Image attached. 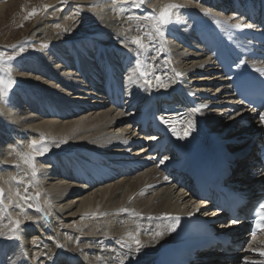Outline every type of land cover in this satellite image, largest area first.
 Instances as JSON below:
<instances>
[{
  "label": "bare ground",
  "instance_id": "6f19581e",
  "mask_svg": "<svg viewBox=\"0 0 264 264\" xmlns=\"http://www.w3.org/2000/svg\"><path fill=\"white\" fill-rule=\"evenodd\" d=\"M251 1L255 0H150L147 11L153 8L159 11L169 3L185 5L177 18L188 21V25L177 24L166 33L163 52L149 51L141 57L150 68L155 64V75L161 77L165 85L157 87V81L153 80V86L146 88L136 75L132 82L127 79L128 73L124 71L128 67L127 59L123 66L120 63V58L128 54V49L122 51L121 41L125 37L143 35L136 28L137 22L127 19L143 11L131 9V0H68L67 4L61 0H0V20L4 13L15 12L18 4L34 5L28 11L41 9L37 19L20 33L22 37L28 35L29 43L24 47L31 52L38 49L39 53L36 51V57L24 62L22 71L16 72L21 89L7 104L0 100V187L4 188L6 196L18 199L14 197L15 191L18 189L23 194L30 184L28 194L34 197L40 193L39 204L49 214L45 221L39 213L29 209L27 215L35 221L32 223L5 200L7 211L0 210V232L11 235L9 228L15 219L22 221V232L19 240L0 236V264H120L129 249L121 247L118 241L132 245V259L125 264H153L160 246L173 240L169 230L172 222L166 219L159 223V217L185 213L196 202L188 178L175 172L181 170L180 161L169 153L175 149L161 155L152 154L153 149L159 152L164 147L158 142L166 129L158 120L165 116L161 104L167 99L170 104V97L181 86L197 92V98L206 97L208 92L228 90L202 40L207 37L209 27L216 26L203 16L201 7L210 8L222 21H230L234 16L246 18ZM46 5L51 6L47 11L44 10ZM77 6L81 16H74ZM248 21L253 22V18L249 17ZM12 30L3 31L5 37L1 44L15 42ZM145 43H148L147 38ZM12 48L18 50L17 45ZM129 48L135 46L129 44ZM4 52H8L7 49ZM83 54L91 60L86 61L81 57ZM110 65L115 67L114 73ZM172 69L182 75L176 76ZM88 72L94 75L88 78ZM59 82L60 85L55 84ZM70 91L75 95L71 96ZM226 96L228 94L224 93L220 97ZM94 98L98 99V104H106V108L87 109L84 103L91 104ZM46 100L50 104L45 105ZM25 104L29 110L37 105L39 108L27 112ZM75 113L84 116L73 121L68 120L74 117L63 120L66 122L56 120ZM41 114L47 118H38ZM196 115L209 116L210 120L203 126L208 131L221 121L220 116L207 112ZM184 116L196 125L197 118L191 113ZM172 117L174 115L168 116ZM146 123H150L152 135L158 141H148L145 148L132 151V146L142 137H149L142 130ZM183 125L184 122L177 125L178 132ZM195 132L194 127L189 136ZM41 135L46 138L50 151L37 157V176L33 178L30 166L23 161V153L31 152L29 142L39 141ZM189 136L186 139L175 136V141H188ZM188 143L202 153H209L208 147L200 142ZM165 157L169 170L175 174V183L152 188L150 183L159 177L152 167H158ZM123 159L130 160L133 167L139 162L151 163L148 164L151 166L128 178L118 166ZM43 161L49 164H41ZM91 164L98 166L92 168ZM104 164L110 165V169ZM119 174L123 177L116 181ZM49 176L54 177L49 179ZM11 177L22 179L24 183L17 185ZM75 188L84 194L69 201L68 196ZM30 202L36 203L35 200ZM122 208L129 212L121 213ZM133 211L140 215H132ZM158 227L163 235L154 240L152 233ZM129 233L144 245L139 253ZM261 247H264V232L248 246L247 260L264 261V256L252 251Z\"/></svg>",
  "mask_w": 264,
  "mask_h": 264
},
{
  "label": "snow or ice",
  "instance_id": "6c2138e0",
  "mask_svg": "<svg viewBox=\"0 0 264 264\" xmlns=\"http://www.w3.org/2000/svg\"><path fill=\"white\" fill-rule=\"evenodd\" d=\"M150 0H131L130 8L133 10L136 9H143L140 14H132L127 17L128 21H136V28L138 31L142 32L143 35L133 36L130 39L125 37L122 44V51L123 49H128V54L120 58V63L123 64L124 60H128V67L124 69L127 75V79L132 82L133 76L136 75L139 77L140 80L143 81V84L146 88H151L153 86V80L157 81V87H164L165 85L162 83V78L155 75V64L148 66V62L146 60H142L141 57L149 52H163L165 46V36L167 32H171L172 28L177 24H184L185 26L188 25V21L180 20L177 18V14L180 12L182 8H185V5L182 4H175L169 3L164 5L162 8L157 11L156 8H153L151 11H147L148 3ZM61 3L67 4L68 0H61ZM96 5H93L95 7ZM51 7L50 5L45 6V11ZM123 11V9L121 10ZM38 12L37 9H33L32 12L25 17V19H29L32 16L36 15ZM201 12L204 17H208L211 21L214 22L215 26L218 29H227V30H235V31H244V30H252L257 27L254 22H247L246 18L242 15L234 16L232 19L236 20V23H229L228 20H220L216 16H214L212 10L210 8L201 7ZM74 16H81L80 8L77 6V10L74 13ZM58 26V25H57ZM122 35V33H121ZM229 39L232 38V32L229 31L228 33ZM147 38L148 43H145V39ZM129 44L134 45V49L129 48ZM156 45L155 48L152 46ZM15 48V46H13ZM24 48L20 47L19 53H23ZM7 55L4 51H0V70L8 74V79L5 80L0 78V100L4 103L9 102V93L13 91V84L14 81L11 79L10 71H11V63L16 60L17 55ZM156 59V57H153ZM170 63V61H167ZM264 62V61H262ZM247 65V61L245 59H238L235 61V67L241 68ZM7 66V67H5ZM112 67L113 73L115 72V67ZM176 76H181L182 73L176 72L175 69H172ZM252 71L258 73L260 76H264V68L261 67H253ZM39 79V77H37ZM58 87V86H57ZM208 105L202 104L199 106L192 107L190 112L192 114L200 113L204 108H207ZM239 115V113H237ZM159 122L172 133V135L177 136L178 139H186L191 132L193 131L195 125L192 119H188L184 122L181 130L178 132L177 124L179 121H175L170 119L166 116L158 117ZM259 122L261 126H264V111L259 113ZM150 139L155 140V136H151ZM66 142V141H64ZM58 146V145H57ZM28 148L31 149V152L23 153V161L25 164H28L31 168V175L33 178L37 176V169H36V162L37 157L44 156L45 153L49 152V146L46 138L41 135L39 141L31 140L28 144ZM167 157L160 160V164H164ZM43 163V162H41ZM11 167L16 168L19 165H12ZM168 178L165 177V180ZM11 180L15 181L17 185L23 184L24 181L22 179H18L17 177H11ZM31 185H27L24 189V193L21 194L20 191L17 189L14 193V197L18 199H14L13 196H6L4 188L0 187V210L7 211V205L5 204V200H8L9 204H12L15 208L19 209L21 213H23L28 221H31V217L27 215L28 210H32L35 213H39L43 220L47 221L49 214L45 212L42 206L39 204L40 193H36L35 196H30L28 194V188ZM35 200L36 203L33 204L30 201ZM260 212L257 214V220L255 223V230L252 232V238L255 240L257 236V232H264V203L259 205ZM121 213H127L129 210L127 208L120 209ZM132 215L139 216V213L132 212ZM159 219H168L172 223L169 225L170 231L176 230V225L179 222V217L169 216L165 214ZM35 223V221H31ZM232 224L238 223L237 220H232ZM11 235L5 236L3 232H0V236L4 237L5 239L10 240H19L21 238L22 232V221L20 219H15L12 221V225L9 228ZM163 232L159 230V227L155 232L152 233V238L155 240L158 237H161ZM130 238L133 240V243L136 245V252L139 253L141 249L144 247L142 242L139 238L133 237L129 233ZM49 239H52L49 237ZM121 244V247L128 248L129 252L125 253L120 261V264H125V262H130L132 257L131 253V244H127L124 241H118ZM57 247H62V245L57 244ZM103 251V249H101ZM254 253L259 256H264V247L252 249ZM98 260L101 259L100 256L96 257ZM36 259H39L37 257ZM243 264H264V261H248L245 259Z\"/></svg>",
  "mask_w": 264,
  "mask_h": 264
},
{
  "label": "rangeland",
  "instance_id": "374dc122",
  "mask_svg": "<svg viewBox=\"0 0 264 264\" xmlns=\"http://www.w3.org/2000/svg\"><path fill=\"white\" fill-rule=\"evenodd\" d=\"M29 5L30 4H28V3L27 4H23V5L22 4H18L17 8L15 9V12H12L11 14L4 13L3 14V19L0 20V42H1V39H3L5 37V35L3 34V31L8 32V30H11V29H13L12 31H15L14 32L15 33V38L13 39L15 42L9 43V44H4V45L0 43V51H6V49H7L8 52H5L7 55H16L17 53H19L20 46L24 48V52L23 53H19V55H17L16 60H14L11 63L10 76H11V79L14 81V84H13V91H11L9 93V99H11L13 97L12 95H14L19 88L21 89L20 85H18L19 84L18 83V80H19V77L20 76H18V75L16 76V72L17 73L21 72L22 71L21 65L24 62H27L28 60H30V61L33 60L36 57V53L38 52V49L34 50V52H31L29 49H26V47H24V46H26L29 43L28 35L22 37V35L20 34L21 32L24 31V28L23 27H25V26H28L29 27L33 23L34 18L37 19L38 15L41 13V9H39V11L36 14L37 16L34 15L31 18H29V19H25V17L28 16V14L30 12H32V11H28V10L31 7L34 6V5H30V6ZM24 15H26V16H24ZM23 17H24V21H23ZM12 45H17V47H18L17 49L18 50H14L12 48ZM30 55L33 58H30L31 57ZM88 55H91V54H88ZM81 57L85 58L86 61L91 60L90 56H86V54L81 55ZM62 65H63L64 69L69 70L68 69V66H66L65 64H62ZM121 66H123V65L121 64ZM5 67H7V66H5ZM98 69L99 68H97V70ZM87 75H88V78H91L94 75V73L92 74V73L88 72ZM124 76H125V74L123 75V77ZM0 78H3L5 80H7L8 79V74H6L2 70H0ZM76 79H78V78H76ZM53 82H55V81H53ZM55 84L60 85V82L59 83H55ZM86 87H87V89L89 88L88 91L91 89L89 86H86ZM70 92H71V96H72V94L75 95V92L74 91H70ZM89 92H91V91H89ZM71 96H70V98H71ZM92 100H93V102L91 104H89L88 102H85L84 103L85 105H87L86 107H87V109H90V111H96V110H100V109H105L106 106H107L106 104H98L96 102V101H98V99H95L94 98ZM46 104H50V101L49 100H46L45 101V105ZM23 106L27 109L26 110L27 112H30V111L33 112L35 109L39 108V105H37L36 107L30 108V110H29L28 109V106H26V104L23 105ZM79 114L80 113H75L73 115H67V116H65L63 118H57L56 120L58 122H66V121H63V120L74 117V119L68 120V121H73L75 119H78V118L84 116V115L79 116ZM38 116H39L38 118H47L46 116H43L42 114L41 115H38ZM45 120H48V119H45ZM51 120H54V119H51ZM124 123H126V121ZM47 163L49 164V161H43V163H41V164H47ZM52 177H54V176H49V179L52 178ZM63 182H65V180H63ZM178 190L180 191V189H178ZM90 192L91 191L86 192V193L89 194ZM83 194L84 193L82 191H80L79 189H76L75 188V191L72 192L68 196V200L69 201L70 200H73V198H76L77 196H81ZM31 226L34 227L35 225L34 224H31Z\"/></svg>",
  "mask_w": 264,
  "mask_h": 264
}]
</instances>
